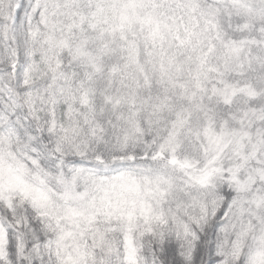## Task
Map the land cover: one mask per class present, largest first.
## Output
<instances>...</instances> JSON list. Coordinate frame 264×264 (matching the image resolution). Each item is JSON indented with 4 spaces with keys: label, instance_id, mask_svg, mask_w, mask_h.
Returning <instances> with one entry per match:
<instances>
[{
    "label": "snow or ice",
    "instance_id": "6c2138e0",
    "mask_svg": "<svg viewBox=\"0 0 264 264\" xmlns=\"http://www.w3.org/2000/svg\"><path fill=\"white\" fill-rule=\"evenodd\" d=\"M0 264H264V0H0Z\"/></svg>",
    "mask_w": 264,
    "mask_h": 264
}]
</instances>
